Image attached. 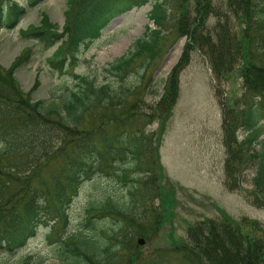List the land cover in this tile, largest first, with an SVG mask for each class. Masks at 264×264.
<instances>
[{"label":"trees","instance_id":"obj_1","mask_svg":"<svg viewBox=\"0 0 264 264\" xmlns=\"http://www.w3.org/2000/svg\"><path fill=\"white\" fill-rule=\"evenodd\" d=\"M44 1L27 0L22 7L11 0H0V30H13L27 9ZM149 3L148 19L154 28L147 26L130 51L105 69V73L121 78L136 62L144 69L148 67L166 50L168 24L172 43L185 38L161 98L141 115L135 113L137 101L128 109L124 107L134 96L135 88L119 95L108 85L97 88L87 77L77 75L81 85L76 90H66L56 102L45 105L42 100L32 101L30 94L38 85L37 80L24 93L15 76L29 61L30 49L15 58L9 68L0 66V253L15 256L40 230L46 229L48 241L55 240L59 245L57 259L68 264H118L123 253L124 264L264 261V229L255 221L248 222L249 227L245 228L226 214L220 221L207 220L189 226L186 238L170 234L167 246L151 243L154 233L172 215L173 201L159 185V147L178 99L180 74L189 64L193 50L209 57L217 76L230 73L234 62L241 61L240 75L248 102H243L242 115L223 119L227 148L225 185L230 191H242L241 173L254 164L249 194L264 205V55L255 59L252 51L255 35L264 51V0H227L229 14L240 27L238 33L212 0H67L61 31L43 14L39 27L23 34L41 44L43 50L56 47L47 61L52 69L63 74L77 66L81 54L100 39L110 19ZM210 17L217 19L211 32L207 30ZM108 103L123 108L105 121L93 120L87 130L79 129L86 117L92 119L91 112ZM141 119L145 122L141 123ZM155 124V130L150 131ZM239 127L246 132L241 141L236 136ZM40 162L43 164L37 168ZM49 165L52 168L46 171ZM128 174L134 176L135 182L128 179L135 184L129 189V201H107L90 207L82 229L68 232L70 205L85 183L97 176L126 181ZM139 188L143 189L139 205L142 210L139 200H134ZM152 190L155 194L160 192L162 208L154 223L149 222L142 207L147 199L152 203ZM150 208L148 211L154 212ZM105 215L115 222L116 228L97 227L96 219ZM83 230L99 232L104 240L87 236ZM139 237L150 243L146 255L136 246ZM43 261L28 256L16 264Z\"/></svg>","mask_w":264,"mask_h":264},{"label":"rangeland","instance_id":"obj_2","mask_svg":"<svg viewBox=\"0 0 264 264\" xmlns=\"http://www.w3.org/2000/svg\"><path fill=\"white\" fill-rule=\"evenodd\" d=\"M11 1L22 7L27 4V0ZM66 2L67 0H45L39 6L27 9L13 30H0V66L9 68L15 58L30 49L29 61L16 71L15 76L24 93H28L37 80L38 85L30 94L32 101L42 100L45 105L56 102L61 95L67 93L66 90H76L81 85L82 82L75 77L77 75L87 77L97 88L108 85L110 90L117 91L119 95L127 89L135 88L134 93L132 92L134 96L129 97L128 104L124 107L128 109L137 101L135 113L141 115L148 106L161 98L167 76L182 53L185 38L172 43L173 34L171 25L168 24L166 33L169 41L166 50L148 67L144 69L136 62L121 78L105 73V69L111 63L130 51L133 43L143 35L147 26L154 28L148 19L151 9L149 3L110 19L102 30L100 39L81 54L77 66L61 74L52 69L47 61L56 47L43 50L41 44L26 38L23 31L39 27L43 14L61 31L67 11ZM212 4L227 17L226 21L231 23L238 33L240 27L237 26L235 17L229 14L227 0H212ZM223 16L222 20H225ZM216 21V18L210 17L207 20V30L211 32ZM263 34L264 32L261 33ZM255 36L252 51L254 58L257 59L264 55V51L261 50L257 35ZM240 63V59H237L230 73L217 76L207 55L198 50H193L190 54L189 64L180 75L178 99L165 124L159 147V165L162 170L159 185L164 187L163 192L173 201V207L170 209L172 215L158 228V232L154 233L152 244L161 243L167 246L170 234L186 238L189 226L207 220L220 221L223 214L241 222L245 228L249 227L248 222L255 221L259 228L264 229V205H260L259 200L249 194L252 190L254 164L241 173L242 191H230L225 185L227 148L224 145L223 119L225 116L242 115L243 102L244 100L248 102L240 75ZM254 100L259 101V98L255 97ZM122 108L114 107L111 103L101 106L90 113L93 115L92 119L85 118L79 129L87 130L93 120L97 123L105 121ZM140 121L145 122L143 119ZM155 128L156 124L150 127V131ZM245 134L244 127H239L236 130L237 140L241 141ZM253 149L256 150L257 146L255 145ZM42 164L40 162L37 168ZM50 168H52L50 165L47 166L46 171ZM133 178L132 174H128L126 181L112 176H97L85 183L70 205L68 232L82 229L81 224L90 207L107 201L119 203L129 201V189L135 185ZM128 179H132L133 182ZM140 190L143 189L139 188L134 195V200H139L138 207L141 205ZM154 190L151 192L152 203L147 199L142 206L150 223L159 218V212L162 210L160 192L155 194ZM150 206L154 211L152 213L148 211ZM139 210L142 208L139 207ZM96 221L98 228L105 230L116 228L115 222L109 216L105 215ZM83 233L104 240L99 232L83 230ZM47 234L46 229L40 230L15 256L0 253V264H16L28 256H33L37 260L44 259L42 264H68L57 259L59 245L55 240L48 241ZM149 244L148 241L141 247L143 255L150 250ZM125 255L126 253L122 254L118 264H124Z\"/></svg>","mask_w":264,"mask_h":264},{"label":"water","instance_id":"obj_3","mask_svg":"<svg viewBox=\"0 0 264 264\" xmlns=\"http://www.w3.org/2000/svg\"><path fill=\"white\" fill-rule=\"evenodd\" d=\"M144 242H145V241H144V239H139V240H138V245H140V246H141V245H143V244H144Z\"/></svg>","mask_w":264,"mask_h":264}]
</instances>
